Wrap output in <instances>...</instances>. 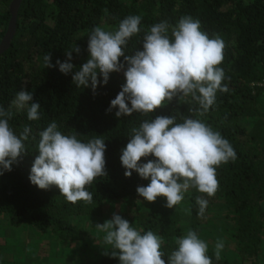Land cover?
<instances>
[{"label": "trees", "instance_id": "trees-1", "mask_svg": "<svg viewBox=\"0 0 264 264\" xmlns=\"http://www.w3.org/2000/svg\"><path fill=\"white\" fill-rule=\"evenodd\" d=\"M8 2L0 0V38L10 15ZM129 15L141 17V32L130 39L128 55L142 50V37L152 25L164 20L175 25L183 16L199 20L201 31L210 38L219 35L223 39L220 67L229 91H218L216 103L204 116L189 111L198 107L190 98H174L147 117L133 113L117 119L116 109H106L125 83L123 72L110 73L108 83L98 84L95 94L91 87L73 84L72 75L88 59L87 38L92 29L100 26L115 31ZM76 45L81 52L73 53L75 68L65 75L56 61H65V52ZM46 53L51 54V68L44 65ZM263 81L264 0H20L13 33L0 52V106L13 112L9 124L17 134L30 125L35 139L26 142L28 152L17 159L12 170L0 175V264H119L118 258L105 254L111 246L104 243L106 234L95 227L110 220L113 213L137 230H151L163 237L166 255L176 249L177 238L191 229L208 244L213 264H264ZM22 88L33 93L32 102L40 104V119L29 121L26 109L17 111L12 106ZM157 115H174L177 122L189 116L200 119L232 145L237 158L216 169L219 188L214 196L190 189L179 205L167 208L164 197L150 203L137 195V186H147L150 181L134 171L131 177L124 176L121 149L128 143L132 127ZM52 121L63 134L80 133L82 141L104 139L107 176L99 177L88 189L92 204H73L56 187L42 190L28 179L38 155V133ZM148 159L154 157L140 162ZM197 196L208 199L203 217L197 214ZM221 212L227 224L220 222ZM19 229L26 238L33 236L24 237V245H17L19 250L14 247V253L23 249L21 258L5 252L10 239L21 236L14 234ZM208 233L212 239L222 238L223 250L232 244L233 256L222 250L216 260L214 244L209 237H201ZM38 241L39 249L47 247L41 256L34 254ZM27 251L32 252L31 258L23 257ZM162 258L167 264V257Z\"/></svg>", "mask_w": 264, "mask_h": 264}, {"label": "clouds", "instance_id": "clouds-1", "mask_svg": "<svg viewBox=\"0 0 264 264\" xmlns=\"http://www.w3.org/2000/svg\"><path fill=\"white\" fill-rule=\"evenodd\" d=\"M140 24L139 15H129L115 31L94 27L87 38L88 59L72 75L73 84L91 87L95 94L98 84L108 83L110 73L123 72L125 83L106 109H116L117 119L133 113L147 117L174 98H190L198 107L189 111L204 116L216 103L217 92L229 91L220 67L224 60L223 39L219 35L210 38L201 31L199 20L183 16L175 25L167 20L152 25L142 37V50L128 55L126 48L130 39L141 32ZM80 52L78 45L65 52V61H56L59 71L65 75L72 72L73 53ZM43 60L45 67H53L50 53ZM32 101L33 93L22 88L12 106L17 111L26 109L27 119L36 121L41 117V106ZM12 117L11 109L0 106V175L12 170L17 159L27 154L26 142L35 139L30 125L17 134L9 124ZM38 135V155L30 169V183L42 190L54 186L73 204H92L93 194L88 189L99 177L107 176L104 139L82 141L78 139L80 133L63 134L55 121ZM128 137L120 155L124 176L131 177L134 171L141 179L149 180L147 186H137V195L150 203L164 197L167 208L179 205L190 189L214 196L219 188L216 169L237 158L219 131L191 116L183 117L182 122H177L174 115L144 119L131 128ZM149 156L154 159L140 162ZM195 202L197 214L203 217L208 199L197 196ZM95 227L106 234L104 243L111 246L105 254L118 258L119 264H166L162 257H167V264H213L207 254L208 244L191 229L177 238L176 249L166 255L162 251L163 237L151 230H137L119 214L113 213L110 220ZM223 248V241L218 240L216 260Z\"/></svg>", "mask_w": 264, "mask_h": 264}, {"label": "rangeland", "instance_id": "rangeland-1", "mask_svg": "<svg viewBox=\"0 0 264 264\" xmlns=\"http://www.w3.org/2000/svg\"><path fill=\"white\" fill-rule=\"evenodd\" d=\"M218 217L220 218V222H225V224H227L226 223V221H228L227 219H224L223 218V212H221V213H218ZM21 233H22V231L19 229L16 233H14V234H16V235H21ZM27 236V235H26ZM26 236H23V235H21V236H19L18 238L17 237H13L14 239L13 240H11L10 239V242L8 243V247H7V249H5V252H8L10 255H19L20 256V258H21V253L23 252V249H21L20 251H19V253H14L13 251H14V247L17 249V250H19V248H18V246L17 245H24L23 244V242H25V239H24V237L26 238ZM33 236H31V235H29V237H27V238H32ZM201 237H204L205 239H208V237H209V233L208 234H203ZM26 238V239H27ZM43 238H46V237H43ZM210 238V237H209ZM24 239V240H23ZM222 238H219V236H213V239H212V237L210 238V243H212V244H214V246H215V243L218 241V240H221ZM223 239L224 240H226V241H228V239H227V237L226 236H223ZM41 241H43V240H41ZM41 241H38V243H36L35 244V246H34V248H36L35 249V251H34V254H37L38 256H41V255H44L45 253H46V250H47V247L45 248L46 250H41V249H39V245L41 244L40 242ZM46 241V240H45ZM52 242V241H51ZM229 242V241H228ZM230 243V242H229ZM16 245V246H15ZM228 245V244H227ZM72 247V246H71ZM229 250V251H228ZM235 250V247L231 244V246H228V247H226L224 250H223V252L226 254V255H228V256H233V251ZM58 251V250H57ZM48 252V251H47ZM221 253H222V251H221ZM29 256L30 258H31V256L33 255L32 254V252H29V251H27V252H25L24 253V255H23V257H25V256ZM26 258V257H25Z\"/></svg>", "mask_w": 264, "mask_h": 264}, {"label": "water", "instance_id": "water-1", "mask_svg": "<svg viewBox=\"0 0 264 264\" xmlns=\"http://www.w3.org/2000/svg\"><path fill=\"white\" fill-rule=\"evenodd\" d=\"M19 2L20 0H9L8 2V11L10 15L7 21L6 28L0 38V52L7 47L9 40L11 38V35L13 33L15 15H16Z\"/></svg>", "mask_w": 264, "mask_h": 264}, {"label": "built area", "instance_id": "built-area-1", "mask_svg": "<svg viewBox=\"0 0 264 264\" xmlns=\"http://www.w3.org/2000/svg\"><path fill=\"white\" fill-rule=\"evenodd\" d=\"M262 83H263V85H264V81H263Z\"/></svg>", "mask_w": 264, "mask_h": 264}]
</instances>
